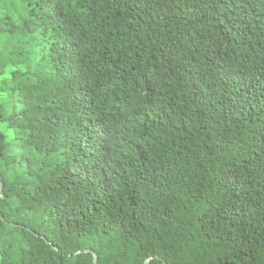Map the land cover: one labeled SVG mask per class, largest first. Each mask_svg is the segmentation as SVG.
Wrapping results in <instances>:
<instances>
[{
    "label": "trees",
    "instance_id": "1",
    "mask_svg": "<svg viewBox=\"0 0 264 264\" xmlns=\"http://www.w3.org/2000/svg\"><path fill=\"white\" fill-rule=\"evenodd\" d=\"M0 184V264H264V0H0Z\"/></svg>",
    "mask_w": 264,
    "mask_h": 264
},
{
    "label": "water",
    "instance_id": "2",
    "mask_svg": "<svg viewBox=\"0 0 264 264\" xmlns=\"http://www.w3.org/2000/svg\"><path fill=\"white\" fill-rule=\"evenodd\" d=\"M1 188H2V185L0 184V192H1ZM0 218H2V217H0ZM3 219V218H2ZM12 226H17V224L16 223H10ZM42 238H44V237H42ZM44 240H45V242H47L48 243V241L44 238ZM90 253L91 255H92V264H97V255L95 254V252L94 251H92V250H89V249H81V250H77V251H75L73 254H78V253ZM70 254H68V256H69ZM149 259H150V257L149 258H146L145 260H144V262H143V264H147V262L149 261Z\"/></svg>",
    "mask_w": 264,
    "mask_h": 264
},
{
    "label": "rangeland",
    "instance_id": "3",
    "mask_svg": "<svg viewBox=\"0 0 264 264\" xmlns=\"http://www.w3.org/2000/svg\"><path fill=\"white\" fill-rule=\"evenodd\" d=\"M1 128L3 129V130H5L6 128H5V124H1Z\"/></svg>",
    "mask_w": 264,
    "mask_h": 264
}]
</instances>
